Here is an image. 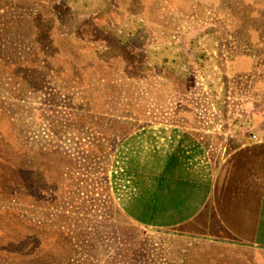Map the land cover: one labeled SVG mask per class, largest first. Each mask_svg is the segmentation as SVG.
I'll use <instances>...</instances> for the list:
<instances>
[{
    "label": "rangeland",
    "instance_id": "1",
    "mask_svg": "<svg viewBox=\"0 0 264 264\" xmlns=\"http://www.w3.org/2000/svg\"><path fill=\"white\" fill-rule=\"evenodd\" d=\"M154 122L212 161L264 139V0H0V264H264L116 206Z\"/></svg>",
    "mask_w": 264,
    "mask_h": 264
},
{
    "label": "crops",
    "instance_id": "2",
    "mask_svg": "<svg viewBox=\"0 0 264 264\" xmlns=\"http://www.w3.org/2000/svg\"><path fill=\"white\" fill-rule=\"evenodd\" d=\"M162 126L184 144L176 142L168 148L162 143L156 151V197L170 194V208L188 217L159 228L177 229L199 241L264 252V139L241 144L212 161L204 143L186 131L193 128Z\"/></svg>",
    "mask_w": 264,
    "mask_h": 264
},
{
    "label": "trees",
    "instance_id": "3",
    "mask_svg": "<svg viewBox=\"0 0 264 264\" xmlns=\"http://www.w3.org/2000/svg\"><path fill=\"white\" fill-rule=\"evenodd\" d=\"M130 34L134 33L130 32L128 35ZM126 40L129 41V38ZM127 41L122 44L126 45L128 43ZM156 124L159 123L152 124L148 127L139 126L127 135L123 143V159L126 163L122 169L113 170L111 177L113 181L119 180L118 184L123 183V196H118V204H116V206L122 209L133 222L135 221L140 225L159 228L160 226H168L183 221L188 216L184 215V211H179L177 208L172 210L170 208V194H159L158 198L156 197L155 181H157V179L154 176L155 153L162 147V143L168 148H174L176 142L178 143L175 138V133L170 134V132H172L171 129L162 126L161 123L159 125ZM85 130L88 140L90 138L89 136H97L96 138L100 137V141L103 140L106 142L109 139L108 137L105 139L99 131L97 132L96 130L88 128ZM86 138L82 137L83 142L86 141ZM179 141V145L184 144L183 139ZM116 178L118 180H116ZM13 198L11 202L15 205L18 202ZM112 199H114L115 202V198ZM156 202L159 204V208H157ZM180 237L185 240L204 243L207 245H204L206 248L215 250L213 253H231L233 250L242 248L240 245L224 246L219 242L199 241L185 235ZM34 256L37 257L38 255L34 254ZM209 257L211 256L209 255Z\"/></svg>",
    "mask_w": 264,
    "mask_h": 264
}]
</instances>
